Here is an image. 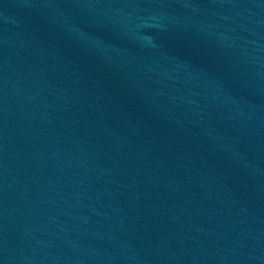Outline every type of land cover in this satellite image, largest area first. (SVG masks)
<instances>
[{
    "label": "water",
    "instance_id": "1",
    "mask_svg": "<svg viewBox=\"0 0 264 264\" xmlns=\"http://www.w3.org/2000/svg\"><path fill=\"white\" fill-rule=\"evenodd\" d=\"M0 264H264V0H0Z\"/></svg>",
    "mask_w": 264,
    "mask_h": 264
}]
</instances>
